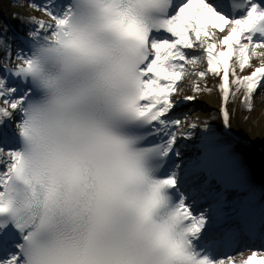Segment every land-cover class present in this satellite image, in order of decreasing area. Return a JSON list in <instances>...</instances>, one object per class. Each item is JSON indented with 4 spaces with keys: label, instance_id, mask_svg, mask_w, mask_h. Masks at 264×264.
Here are the masks:
<instances>
[{
    "label": "snow or ice",
    "instance_id": "snow-or-ice-1",
    "mask_svg": "<svg viewBox=\"0 0 264 264\" xmlns=\"http://www.w3.org/2000/svg\"><path fill=\"white\" fill-rule=\"evenodd\" d=\"M52 5L17 0L13 16L34 25L28 52L0 27V125L15 118L23 140L0 146V264H160V242L164 264H264V243L241 246L264 241V222L230 207V191L256 197L240 155L208 120L175 115L213 92L225 127L229 105L255 110L264 0ZM213 219V242L233 248L216 257L193 243Z\"/></svg>",
    "mask_w": 264,
    "mask_h": 264
},
{
    "label": "bare ground",
    "instance_id": "bare-ground-1",
    "mask_svg": "<svg viewBox=\"0 0 264 264\" xmlns=\"http://www.w3.org/2000/svg\"><path fill=\"white\" fill-rule=\"evenodd\" d=\"M4 1H6V0H4ZM43 2H44V0H41L40 3H43ZM11 3L14 5L13 10H17L19 12H24L25 9L17 6V0L12 1ZM25 8H26V6H25ZM10 13L8 10L5 11V14H7V15H10ZM14 21L17 24L18 29H21V31H23L25 33H29L34 28V25L27 23L22 19L20 20V19L16 18V19H14ZM2 26L3 25L0 23V27H2ZM6 35L8 37H10L11 42L14 45V51L16 48H19L18 47L19 41L16 40L9 31L6 33ZM199 67L202 68V67H204V65H200ZM211 83H213V81ZM181 87L184 88L183 94H186V95L192 94L189 89L184 87L183 84L181 85ZM20 94H21V92H20ZM180 99H181V97L177 96L176 100H180ZM198 99H200L202 101V103L205 105L204 108H205L206 112L208 110L211 112L210 113L211 117H207L205 115L206 112L203 111V113H201L202 115L199 117L200 120H208L211 123L212 129H214L215 133H218L220 135V137L226 143H230L233 146L234 150L240 155L244 165L246 166V168L248 170L250 179H251L253 185L255 186L256 197L255 198H249V193H248L247 203L244 206L237 208V212L239 213V216L247 218L248 220H250L254 223H257V224L263 222L264 221V199H262L261 201L259 200V198L264 195V163H263L262 159L260 158L258 153L253 148L244 147L238 143H235L234 141L231 140L230 137H227V135L222 132V130H221L222 116H221V113L219 111V109H220V97H219V94L217 92H213L212 94H201ZM259 103H261V101L256 99L255 105L259 104ZM181 106H183V104H180V106L175 110V115H178L179 111L181 110ZM256 108L257 107H255V110H256ZM229 109L232 112L231 120L235 119L241 127L247 128V130L249 131L251 136L254 139H256L257 141H259L261 144L264 145V121L259 122V121L255 120L251 113L249 114L246 111L242 110V108H240L238 105H229ZM245 116H249L250 118L248 120H245V119H243V117H245ZM13 121H15V120H13ZM231 124H232V121H231ZM231 127H233V124ZM233 128L236 130L235 127H233ZM197 131L199 133V130H197ZM0 145L2 146V142H0ZM217 146H218L217 142L209 140L208 142H206L204 144L203 148L196 149L199 151V153H197L196 155H200L204 151V148H207L209 151H213L217 148ZM187 153L190 154L191 152H187ZM225 173H226V169H225ZM255 241L256 242H254V243L257 245L264 242V241H261L260 239H256ZM248 243H253V242L250 241ZM217 250L218 251H216V253L214 254V257L223 255L227 252L232 251L233 249H232L231 245H228V243L226 242V244L223 247H221V248L219 247V249H217Z\"/></svg>",
    "mask_w": 264,
    "mask_h": 264
},
{
    "label": "rangeland",
    "instance_id": "rangeland-1",
    "mask_svg": "<svg viewBox=\"0 0 264 264\" xmlns=\"http://www.w3.org/2000/svg\"><path fill=\"white\" fill-rule=\"evenodd\" d=\"M4 0H0V12H4L5 11V9L7 8V7H11V6H14L11 2L12 1H14V0H6V1H4ZM37 2V1H36ZM24 3H25V5L27 6V4H28V0H24ZM38 3V2H37ZM30 12H32V10L31 9H28ZM36 14H40L39 12H35ZM0 23H1V21H0ZM189 51H191V50H189ZM209 83H211V80H209ZM184 85V83L182 82L181 83V85ZM182 88V87H181ZM175 99L177 98V96L176 97H174ZM257 99L258 100H260L261 101V103H259V104H257L256 105V110L254 111V112H252L251 114L253 115V117H254V119L255 120H257V121H264V94H261V95H259L258 97H257ZM237 103V102H236ZM183 104V106H181V110L179 111V113H178V116H183L184 114H186V113H188V114H194V115H196V116H198V117H200L202 114L201 113H203V111L204 112H206V110H205V105L202 103V101L200 100V99H197L196 101H194V102H185V103H182ZM211 112L208 110L206 113H205V115L207 116V117H211V114H210ZM237 124H236V122H235V126H236ZM197 134H199L198 133V131H197ZM6 142V146L7 147H12L11 145H10V141H5ZM199 142V136L197 137V140H194V141H192V143L193 144H197ZM194 153L195 154H197V153H199V151L198 150H194ZM193 152H191L190 154L189 153H187L186 152V154L185 155H187V156H191V155H193L194 154ZM229 200L230 201H234V203L233 204H231L230 205V207H232V208H234V215H236L237 214V208H239V207H241L242 205H244V204H246L247 203V201H248V199H247V194L245 193V192H242V193H235V191L233 190V191H230L229 192ZM215 222H214V219H213V222H212V224H214ZM218 242H220V241H217V243Z\"/></svg>",
    "mask_w": 264,
    "mask_h": 264
},
{
    "label": "clouds",
    "instance_id": "clouds-1",
    "mask_svg": "<svg viewBox=\"0 0 264 264\" xmlns=\"http://www.w3.org/2000/svg\"><path fill=\"white\" fill-rule=\"evenodd\" d=\"M168 255V249L165 243L160 242L153 248V256L160 261V264H164V261Z\"/></svg>",
    "mask_w": 264,
    "mask_h": 264
}]
</instances>
